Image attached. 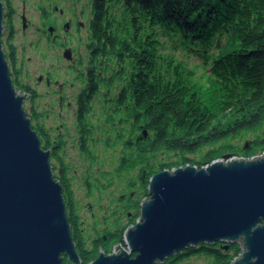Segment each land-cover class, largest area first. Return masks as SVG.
Listing matches in <instances>:
<instances>
[{
    "label": "trees",
    "instance_id": "obj_1",
    "mask_svg": "<svg viewBox=\"0 0 264 264\" xmlns=\"http://www.w3.org/2000/svg\"><path fill=\"white\" fill-rule=\"evenodd\" d=\"M93 15L96 66L105 74L128 78L121 81L128 109L118 114L123 120L118 135L125 142L117 173L139 171L142 181L140 190L135 182L130 185L136 192L121 204L129 224L139 220L140 204L149 198V180L155 174L188 164L201 169L226 155L253 158L264 152V0H93ZM178 53L201 61L209 73L208 90L195 85ZM229 115L233 118L224 123ZM31 118L37 121L38 116ZM32 127L43 138L42 127ZM142 131L143 140L135 141ZM248 135L255 138L233 144ZM107 147L116 148L113 141ZM160 154L178 157L159 163ZM195 155L200 158L189 157ZM61 184L67 189L63 196L82 264L123 243L122 217L113 214L112 226L96 235L99 241L88 249L83 240L92 237L83 233L65 178ZM240 252L239 244L227 250L216 242L190 247L168 261L203 255L210 264H232ZM65 264H71L67 257Z\"/></svg>",
    "mask_w": 264,
    "mask_h": 264
},
{
    "label": "water",
    "instance_id": "obj_2",
    "mask_svg": "<svg viewBox=\"0 0 264 264\" xmlns=\"http://www.w3.org/2000/svg\"><path fill=\"white\" fill-rule=\"evenodd\" d=\"M3 18L0 2V264H82L52 151L32 127L28 95L13 84ZM148 196L124 244L90 264H164L216 242L240 245L232 264H264V153L164 170L150 178Z\"/></svg>",
    "mask_w": 264,
    "mask_h": 264
},
{
    "label": "flooded vegetation",
    "instance_id": "obj_3",
    "mask_svg": "<svg viewBox=\"0 0 264 264\" xmlns=\"http://www.w3.org/2000/svg\"><path fill=\"white\" fill-rule=\"evenodd\" d=\"M60 1L65 2L64 8L60 6ZM0 2L3 5V22L5 25L2 45L10 66L14 87L19 93L28 95L25 102L37 98L39 92L30 84L24 82L25 61L17 54V47L13 44L15 38L20 34L26 36L27 33H32L35 40L33 43L30 42V46L41 48L46 59L49 60L48 57L50 56V61L56 60L57 62V70L43 69V73L38 75L36 79L37 84H45L47 94L53 92L58 98L57 106L44 107L41 115L45 114L49 117L54 113H58L61 120V125L55 129L52 126L48 128L43 125V138L41 140L44 143V148L52 151L51 163L57 180L61 183L65 178L74 199L73 181L77 169L72 160L67 157V146H71L74 150L78 149L84 159L91 166L92 164L94 166L97 159V144L103 142L106 149H108V141H113L116 147L118 144L122 143L119 147L124 144L125 139L118 135L120 124L123 121L118 114L128 109L124 106L126 102L124 98H127L128 93L125 92V84L122 83L128 78L126 76L105 74L103 73L104 68L96 66L98 51L95 50L92 41L93 0H89L90 11L85 6L81 8V0H39V3L35 5L36 20L29 13L27 0H22L23 7L21 11L15 8L13 0H0ZM86 10L89 11L88 17L90 19L84 21L82 18L86 17ZM16 23H18V27ZM83 31H87L86 43L81 37ZM82 42L84 43L83 46ZM79 46L81 48H78ZM55 53L60 55L56 56ZM61 67L66 70L61 71V73L71 77L67 80H61L62 82L59 81ZM75 89L77 90L76 93L74 92ZM65 112L68 114V119L70 117L73 120L72 128L68 126L67 117L63 116ZM143 137L144 132L142 131L135 141L143 140ZM135 141H132V143ZM54 153H56V157H54ZM122 162L123 159L119 157L117 172L122 167ZM123 175L126 174L123 173ZM93 177V174H89L85 178V184L90 191L99 189L98 182H100V179H94ZM141 182L138 181L140 186ZM101 187L105 188L103 185ZM66 190L63 187V194ZM135 192H131V196H134ZM125 196L121 199L124 200ZM75 206L77 211V205L74 203ZM90 207L92 206L90 205ZM122 212H124L123 209ZM67 214H69V210H67ZM76 214L80 220L78 211ZM113 214L117 216L116 212ZM93 216L95 215L93 214ZM128 217L129 219L133 218L132 212H129ZM129 222L130 220L127 219L128 224ZM80 224L83 225V222ZM103 231L104 229L98 231L96 227L94 236L91 235L92 238L89 240L87 237L86 240H83L85 246L88 249L94 248L96 242L99 241V237L96 235ZM83 233L86 234L84 229ZM102 239L107 241L108 236L103 235ZM114 247L105 253L107 255L111 254ZM164 264H179V262L171 261L169 263L167 259Z\"/></svg>",
    "mask_w": 264,
    "mask_h": 264
},
{
    "label": "rangeland",
    "instance_id": "obj_4",
    "mask_svg": "<svg viewBox=\"0 0 264 264\" xmlns=\"http://www.w3.org/2000/svg\"><path fill=\"white\" fill-rule=\"evenodd\" d=\"M28 8L30 10V15L33 19H37V14L35 13V5L39 3V0H27ZM13 4L16 9L19 11L22 10L23 3L22 0H13ZM60 6L65 7V2L60 1ZM85 6L90 11V3L89 0H81V8ZM87 11L86 17L82 18L85 21L89 20L88 17L89 11ZM18 19V18H17ZM18 27V23H16ZM30 31V30H29ZM28 31V32H29ZM84 43L87 41V31H83L81 34ZM2 40V38H1ZM35 40V36H32V33H27L26 36L20 34L15 38L13 44L17 47V54L24 60V73L23 76L24 82L30 84L33 88H35L39 92V96L34 100H27L25 102V109L31 118L33 114L38 116L37 121H32L33 124L38 123L41 127L43 125L51 128V126L55 129L61 125L60 115L58 113H54L49 117L47 115H41V112L44 111V107L50 108L52 106H57V96L51 92L47 94V89L45 84H37V76L40 75L43 69H53L57 70V62L56 60L50 61V56L46 59L43 55L44 51L41 48H34L30 46V42L33 43ZM82 42V46L84 44ZM78 48H81L80 46ZM83 48V47H82ZM55 52V50H54ZM169 53L172 51L169 49ZM87 53V52H86ZM45 54V53H44ZM56 56H59V53H55ZM181 62L187 64V67L192 71L193 82L197 87L204 88L208 90V76L209 73L204 69L201 61L195 58H188L182 53H178L177 56ZM27 60V61H26ZM61 71H66L64 67H61L59 70L60 77L59 81L67 80L68 75L61 73ZM62 82V81H61ZM14 84V83H13ZM15 86V85H14ZM16 89V88H15ZM75 89V93H76ZM58 112V111H57ZM64 117H67L66 121L68 122V126L72 128L73 120L69 117L65 112L63 113ZM232 115H229L228 118L223 119V122L226 123L230 119H232ZM255 138V135H248L240 140H236L233 142L235 145H245L251 142ZM104 143L97 144L96 149V163L92 166L89 164L87 160L84 159V156L80 154L78 149H72L71 146H67V157L69 160H72L73 165L77 169V174H74V203L77 205V211L80 215V223L83 222V229L87 235L94 236V229L97 227V230L100 231L104 229L106 226H112L114 221L112 215L113 213H117V217H122L119 220L121 225H124L125 232L130 224L127 223V218L124 216V212L121 209V202L119 200L127 195L128 193L135 190L130 191V185L135 182L137 190H140V185L138 183V174L139 171H136L130 175L119 176L117 173L119 157H120V147L119 144L116 148L106 149L104 147ZM119 147V148H118ZM116 149V150H115ZM264 153V152H263ZM263 153L258 154L257 156H261ZM230 156V155H229ZM178 155L176 154H160L156 160L157 162H166L168 160H176ZM190 158L199 159L200 155L189 156ZM236 156H230V158H234ZM227 160V159H226ZM156 162V163H157ZM90 172V173H89ZM89 174L94 175V179H100L98 182L99 189L90 191L86 186V177ZM105 188H102L101 186ZM135 187V188H136ZM139 194H141L139 192ZM90 205L92 207H90ZM76 208V206H75ZM93 214L95 216H93ZM124 237V235H123ZM124 244V243H122ZM113 252V251H112ZM242 252V249H241ZM240 252V253H241ZM181 253V251L179 252ZM136 254H133L134 257ZM209 258L206 256H196L192 257L188 260L182 261L179 264H210Z\"/></svg>",
    "mask_w": 264,
    "mask_h": 264
},
{
    "label": "bare ground",
    "instance_id": "obj_5",
    "mask_svg": "<svg viewBox=\"0 0 264 264\" xmlns=\"http://www.w3.org/2000/svg\"><path fill=\"white\" fill-rule=\"evenodd\" d=\"M5 26V25H4ZM28 114V113H27ZM28 116H29V114H28ZM32 119V118H31ZM41 138V137H40ZM42 141V140H41ZM66 201V200H65ZM68 215V214H67Z\"/></svg>",
    "mask_w": 264,
    "mask_h": 264
}]
</instances>
